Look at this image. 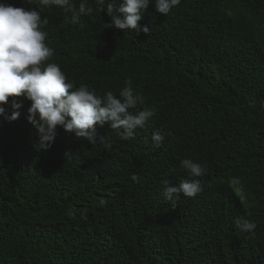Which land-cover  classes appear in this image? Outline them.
Returning a JSON list of instances; mask_svg holds the SVG:
<instances>
[{
	"label": "trees",
	"instance_id": "16d2710c",
	"mask_svg": "<svg viewBox=\"0 0 264 264\" xmlns=\"http://www.w3.org/2000/svg\"><path fill=\"white\" fill-rule=\"evenodd\" d=\"M7 2L48 18V62L76 87L118 96L131 80L145 104L129 111H155L131 139L97 125L104 141L92 144L57 126L45 149L31 101L9 97L8 114L13 99L22 106L0 116V264H264V0H181L166 16L152 0L148 34L104 28L110 0H88L77 24L61 8ZM161 128L172 135L154 148ZM185 158L207 173L189 175ZM182 180L203 191L173 205L164 182Z\"/></svg>",
	"mask_w": 264,
	"mask_h": 264
},
{
	"label": "clouds",
	"instance_id": "9594fccd",
	"mask_svg": "<svg viewBox=\"0 0 264 264\" xmlns=\"http://www.w3.org/2000/svg\"><path fill=\"white\" fill-rule=\"evenodd\" d=\"M27 4H37L38 7H57L71 12L70 22L79 23L81 15H90L94 9L88 0H80L78 7L73 0H24ZM105 0H98L104 4ZM152 0H110L106 12L111 20L104 28L118 30H136L148 34V25L141 26L143 13ZM181 0H155V10L167 15L170 10L179 5ZM49 20L42 17L36 7H17L0 0V116L11 122L16 120L22 106L15 99L11 101L13 111L8 114L3 105L9 97L23 96L31 101L27 120L35 127L39 137V147L48 148L56 136L57 126H62L67 132L74 133L78 138H87L90 143L103 142V136H98L96 126L107 124L117 130L122 140L134 137L137 128H143L154 115V109L144 106L133 114L129 109L145 104L143 94L136 92L131 80L125 81V86L116 96L112 91L104 95H96L87 85L79 87L68 80L60 66L48 62L54 55V49L45 44L48 33L44 27ZM171 132L164 129L154 130L151 136L154 148H160L166 136ZM107 146V145H106ZM181 167L193 177L205 175L208 169L201 163L185 158L180 161ZM131 180L139 182L137 175ZM203 191L199 180H182L178 185L170 186L164 182L163 196L173 205L182 194L194 198ZM236 226L242 231L251 233L256 224L243 217L235 220Z\"/></svg>",
	"mask_w": 264,
	"mask_h": 264
}]
</instances>
